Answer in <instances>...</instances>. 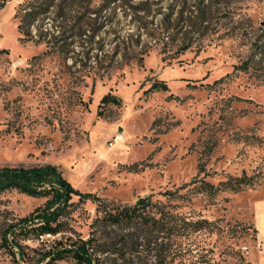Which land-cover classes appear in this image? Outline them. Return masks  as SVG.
Here are the masks:
<instances>
[{
  "label": "rangeland",
  "instance_id": "rangeland-1",
  "mask_svg": "<svg viewBox=\"0 0 264 264\" xmlns=\"http://www.w3.org/2000/svg\"><path fill=\"white\" fill-rule=\"evenodd\" d=\"M46 163L110 204L152 194L213 221L214 264H264V0H0V168ZM47 199L0 192V264L7 225ZM72 202L63 233L87 238L97 203ZM44 239H17L21 264Z\"/></svg>",
  "mask_w": 264,
  "mask_h": 264
},
{
  "label": "trees",
  "instance_id": "trees-1",
  "mask_svg": "<svg viewBox=\"0 0 264 264\" xmlns=\"http://www.w3.org/2000/svg\"><path fill=\"white\" fill-rule=\"evenodd\" d=\"M257 75L262 78L263 74ZM102 101L120 103L119 98L111 94ZM239 182L245 183L248 179ZM7 189L48 197L43 206L11 221L5 228L3 244L12 250L14 264H21L17 253L22 258L25 255L24 246L17 239L21 236L29 238L32 232L42 242H47L44 239L47 235L55 237L48 250L39 251L37 264L66 255L81 264H103L101 254H115L120 258L129 256L128 264H177L183 259L191 260L190 254L196 264H214L205 241L198 239L201 233L214 231V222L180 214L169 202L153 200L152 194L134 204H110L96 194L79 191L62 175L58 166L51 163L0 168V192ZM74 194L83 200L92 198L97 203V217L93 219L87 238L80 235L66 237L63 233L64 223L60 217L73 204ZM161 194L176 197L178 190H166ZM114 228L118 229L115 236L112 235ZM99 231H103L100 236L97 235ZM28 257L33 258L31 254Z\"/></svg>",
  "mask_w": 264,
  "mask_h": 264
},
{
  "label": "built area",
  "instance_id": "built-area-1",
  "mask_svg": "<svg viewBox=\"0 0 264 264\" xmlns=\"http://www.w3.org/2000/svg\"><path fill=\"white\" fill-rule=\"evenodd\" d=\"M116 139H121V136H120V135H117V136H116Z\"/></svg>",
  "mask_w": 264,
  "mask_h": 264
}]
</instances>
